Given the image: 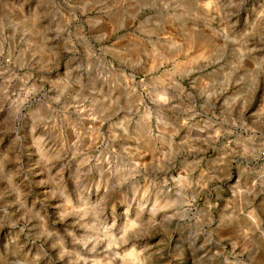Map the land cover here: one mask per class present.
Returning <instances> with one entry per match:
<instances>
[{"label":"rangeland","instance_id":"obj_1","mask_svg":"<svg viewBox=\"0 0 264 264\" xmlns=\"http://www.w3.org/2000/svg\"><path fill=\"white\" fill-rule=\"evenodd\" d=\"M0 264H264V0H0Z\"/></svg>","mask_w":264,"mask_h":264}]
</instances>
